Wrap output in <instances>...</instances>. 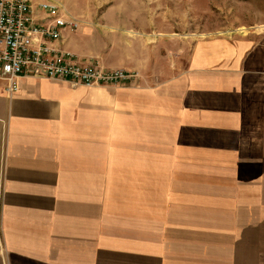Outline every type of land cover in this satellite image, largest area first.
Here are the masks:
<instances>
[{
    "label": "crops",
    "instance_id": "0c3cea01",
    "mask_svg": "<svg viewBox=\"0 0 264 264\" xmlns=\"http://www.w3.org/2000/svg\"><path fill=\"white\" fill-rule=\"evenodd\" d=\"M78 1L31 0L81 23L46 44L140 79L0 80V264H264V37L183 48Z\"/></svg>",
    "mask_w": 264,
    "mask_h": 264
},
{
    "label": "built area",
    "instance_id": "2783aa9c",
    "mask_svg": "<svg viewBox=\"0 0 264 264\" xmlns=\"http://www.w3.org/2000/svg\"><path fill=\"white\" fill-rule=\"evenodd\" d=\"M37 8L47 16L35 22L31 0H0V80L7 82L8 96L20 89V79H45L70 84L72 87L127 88L140 78L135 72L104 70L92 62L48 46V39L59 41L62 31L77 32L79 21L62 14L57 3H40Z\"/></svg>",
    "mask_w": 264,
    "mask_h": 264
},
{
    "label": "rangeland",
    "instance_id": "374dc122",
    "mask_svg": "<svg viewBox=\"0 0 264 264\" xmlns=\"http://www.w3.org/2000/svg\"><path fill=\"white\" fill-rule=\"evenodd\" d=\"M77 4L93 13L94 20L111 8H123L126 13L117 16L133 20L137 31L164 35L166 43L177 40L183 48L201 38L264 37V0H80Z\"/></svg>",
    "mask_w": 264,
    "mask_h": 264
},
{
    "label": "bare ground",
    "instance_id": "6f19581e",
    "mask_svg": "<svg viewBox=\"0 0 264 264\" xmlns=\"http://www.w3.org/2000/svg\"><path fill=\"white\" fill-rule=\"evenodd\" d=\"M53 41L55 42V38H53V39H48V43H53Z\"/></svg>",
    "mask_w": 264,
    "mask_h": 264
}]
</instances>
